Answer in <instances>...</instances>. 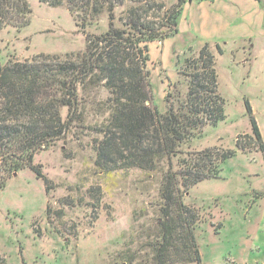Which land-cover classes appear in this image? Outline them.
I'll return each instance as SVG.
<instances>
[{
    "label": "rangeland",
    "instance_id": "374dc122",
    "mask_svg": "<svg viewBox=\"0 0 264 264\" xmlns=\"http://www.w3.org/2000/svg\"><path fill=\"white\" fill-rule=\"evenodd\" d=\"M210 0H185L178 33L162 43L148 44L150 107L166 111L167 91L177 86V71L185 58L206 43L214 53L218 93L225 119L203 129L200 138L181 147L183 153L207 148L245 151L221 165L216 178L204 180L176 197L197 214L194 236L202 264H264V155L251 137L247 105L264 143V38L230 44L220 41ZM29 24L0 32V63L31 61L44 56L83 52L85 38L65 7L28 0ZM164 9L176 0H155ZM258 2V1H257ZM264 7V0L258 2ZM107 29L106 19L90 27L91 34ZM253 32V31H252ZM222 49L219 54L215 46ZM179 90L185 91L183 85ZM97 96V95H96ZM87 116L53 147L35 153L33 166L0 173V264H186L169 253L159 259L161 246V172L138 170L99 173L92 131L101 124L96 102ZM67 110H62L66 119ZM89 114V116H88ZM163 169V171H162ZM47 187V190H46ZM186 257V256H185ZM183 262V263H181ZM188 264H198L196 262Z\"/></svg>",
    "mask_w": 264,
    "mask_h": 264
},
{
    "label": "trees",
    "instance_id": "16d2710c",
    "mask_svg": "<svg viewBox=\"0 0 264 264\" xmlns=\"http://www.w3.org/2000/svg\"><path fill=\"white\" fill-rule=\"evenodd\" d=\"M38 1L65 7L84 35L85 48L63 58L39 55L31 61L0 63V173L29 168L45 184L33 166L35 153L62 140L87 116L89 107L95 108L91 101L104 94L102 101L96 102L104 121L91 128L100 137L93 145L96 170L103 174L130 170L151 174L160 173V165L166 164L159 190L165 221L160 223L157 254L162 259L167 251L170 258L185 259L186 264H202L194 236L197 214L176 195L216 178L221 165L246 148L236 141L233 150L181 151L190 140L200 138L205 127L225 119L214 53L208 43L197 53L191 52L178 69L177 86L164 98L166 111L160 113L149 106L148 44L162 43L178 33L185 0H176L164 10L155 0ZM30 14L28 0H0V32L26 27ZM103 18L106 31L88 33ZM215 51L222 53L218 45ZM63 109L68 112L66 119ZM247 112L251 122L248 139L264 155V143L249 105ZM3 185L0 181V189Z\"/></svg>",
    "mask_w": 264,
    "mask_h": 264
},
{
    "label": "crops",
    "instance_id": "0c3cea01",
    "mask_svg": "<svg viewBox=\"0 0 264 264\" xmlns=\"http://www.w3.org/2000/svg\"><path fill=\"white\" fill-rule=\"evenodd\" d=\"M202 4L212 8L215 26L226 30L219 37L225 46H243L260 36L264 38V7L256 0H210Z\"/></svg>",
    "mask_w": 264,
    "mask_h": 264
}]
</instances>
